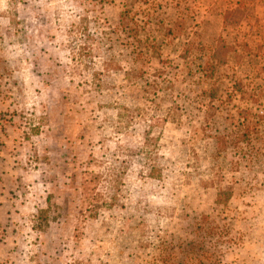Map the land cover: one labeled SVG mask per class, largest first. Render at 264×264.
I'll use <instances>...</instances> for the list:
<instances>
[{"label": "rangeland", "instance_id": "1", "mask_svg": "<svg viewBox=\"0 0 264 264\" xmlns=\"http://www.w3.org/2000/svg\"><path fill=\"white\" fill-rule=\"evenodd\" d=\"M207 65L241 88L225 107ZM221 107L264 135V0H0V264H152L199 236L207 264H264V154L218 148Z\"/></svg>", "mask_w": 264, "mask_h": 264}, {"label": "trees", "instance_id": "2", "mask_svg": "<svg viewBox=\"0 0 264 264\" xmlns=\"http://www.w3.org/2000/svg\"><path fill=\"white\" fill-rule=\"evenodd\" d=\"M121 18H128L129 11L127 9L120 12ZM85 18H81L77 24L73 25L75 31L85 32L87 26L83 24ZM126 29V28H125ZM136 31V30H132ZM212 65H207V67L201 68V76L207 78L212 84V90L210 92V97L219 99V101L224 105L228 104L227 101H230V96L234 91H240L241 88H237L235 85L231 90L230 94L226 98H222L219 93L214 94L216 90L215 83L216 79L214 78L215 70L211 67ZM212 105V103H211ZM213 107V106H212ZM216 115L227 124L224 128V132H219L215 137H217L218 148H225L226 145H231L234 147V151L239 154L242 159L247 161H252L255 157L259 158L264 154L262 147L258 146V142H264V135H262L261 130L257 126L259 123L257 120H252L251 115L253 114L250 108L248 107H239L232 112H225L223 108H217ZM147 139V138H146ZM232 192L231 190L221 189L216 193L214 202L221 205H226L231 199ZM49 196L47 197V202ZM46 209L41 211L43 218L47 214ZM210 224L206 227L207 235H210L215 230L218 229V225L214 222H209ZM201 229V227H199ZM199 239H190L185 243L171 242L162 239L158 245V253L152 257V264H207L210 263L213 258L216 256L215 250H205L204 243L207 241L206 237L199 236Z\"/></svg>", "mask_w": 264, "mask_h": 264}]
</instances>
